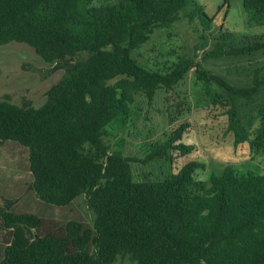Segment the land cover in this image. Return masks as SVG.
<instances>
[{"label": "trees", "instance_id": "1", "mask_svg": "<svg viewBox=\"0 0 264 264\" xmlns=\"http://www.w3.org/2000/svg\"><path fill=\"white\" fill-rule=\"evenodd\" d=\"M188 5L186 17L198 18L208 32L212 19L194 0H117L99 7L92 0H0V46L25 44L54 66L50 72L64 71L40 107L0 101V143L27 149L30 190L40 202L65 207L83 195L92 213L91 227L70 220L49 228L0 197V264H264V174L238 176L226 167L207 185L193 176L201 165L190 163L161 181L135 180L134 163L192 150L181 144L188 123L170 129L144 159L111 152L104 141L112 120L129 118L135 95L150 102L193 70L197 80L225 90L231 104L226 131L235 146L247 133L233 105L262 89L251 145L264 148V78L257 73L252 87L236 88L190 61L160 72L131 57ZM242 7L249 25H264V0H242ZM212 40L202 59L264 50V36L245 38L241 47H226L224 33ZM188 110L178 102L175 114ZM177 116L168 117L169 127Z\"/></svg>", "mask_w": 264, "mask_h": 264}, {"label": "rangeland", "instance_id": "2", "mask_svg": "<svg viewBox=\"0 0 264 264\" xmlns=\"http://www.w3.org/2000/svg\"><path fill=\"white\" fill-rule=\"evenodd\" d=\"M116 1L92 0V6H105ZM194 2L212 19L208 32L203 31L198 18L189 20L186 17L193 9L188 5L179 11L175 22L155 30L147 42L131 53V57L147 70L160 72L180 61H190L236 88L252 87L256 73L264 78V50L245 56L202 59L213 48L212 38L221 33L228 36L226 47H241L245 38L264 36V25L248 24L242 0ZM53 67L44 63L25 44L11 42L0 46V101L40 107L45 102L46 92L64 72L63 69L50 72ZM262 97V89H259L250 100L235 101L233 106L247 133L246 140L235 146L232 135L226 131V111L231 104L225 90L215 82L197 80L191 70L173 91L159 89L150 102L141 95H135L129 108V118L112 120L106 127L108 136L104 141L111 152L117 150L125 156L144 159L148 152L167 139L170 129L188 123L181 144L191 146L192 150L184 155L167 151L163 157L146 165L134 163L132 172L135 180L161 181L190 163L201 165L193 176L207 185L212 176H220L226 167H231L238 176H260L264 174V148L255 150L251 142L260 124ZM178 102L185 103L189 112L177 116L175 108ZM170 116H177V121L169 127ZM31 182L27 149L13 142L0 143V197L13 201L15 212L36 214L49 228L60 229L70 220L92 226V213L85 196L65 207L49 206L34 196L30 190ZM3 205L0 199V207ZM3 235L4 231H0V237ZM115 264L132 263L118 259Z\"/></svg>", "mask_w": 264, "mask_h": 264}]
</instances>
